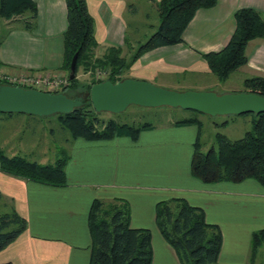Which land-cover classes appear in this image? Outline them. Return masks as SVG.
<instances>
[{
	"label": "crops",
	"instance_id": "crops-1",
	"mask_svg": "<svg viewBox=\"0 0 264 264\" xmlns=\"http://www.w3.org/2000/svg\"><path fill=\"white\" fill-rule=\"evenodd\" d=\"M34 1V27L14 26L0 39V71L66 74L61 69L65 1ZM86 4L94 20V52L102 55L109 47L126 48V0H86ZM240 7L264 12V0H216L211 7L198 8L181 42L141 53L125 76L179 86L189 82L185 76L191 74L194 84L189 87L211 89L214 83L207 84L198 75L213 73L203 54L225 45L235 27L234 11ZM246 55L242 66L246 71L264 69V39L249 40ZM178 74L184 75L182 80L176 78ZM252 119L253 115L248 123ZM198 129L195 123L174 121L141 127L135 138L123 130L104 139L72 138L61 183L0 169V212L14 210L26 223L0 249V263L89 264L91 203L121 198L129 205L130 226L150 230L151 264H181L155 223L156 203L180 197L201 207L206 221L218 226L222 239L217 264H253L250 237L264 227V187L253 178L204 182L194 176L190 160L196 139L202 137Z\"/></svg>",
	"mask_w": 264,
	"mask_h": 264
},
{
	"label": "trees",
	"instance_id": "trees-1",
	"mask_svg": "<svg viewBox=\"0 0 264 264\" xmlns=\"http://www.w3.org/2000/svg\"><path fill=\"white\" fill-rule=\"evenodd\" d=\"M64 1L67 25L62 32L61 69L66 73L67 82L53 92L62 91L68 96H72L68 91L75 89L80 82L77 76L79 68L86 71L102 67L108 70L107 79L118 81L141 53L157 46L181 42L182 32L195 11L216 3V0H157L160 15L157 27L137 45L129 59L121 55V47L106 48L102 55L93 59V49L97 43L93 33L94 20L86 0ZM36 15L34 0H0V18L19 20L24 29L31 30L34 27ZM233 16L235 27L225 45L217 51L203 54L210 71L220 80L226 79L234 70L246 64V45L249 40L264 39V12L252 7H240L234 11ZM74 52L77 53L75 68L70 76L69 63ZM103 79L91 78L86 83L88 94L82 96L81 105L68 112L55 113L61 121V127L68 129L72 138H110L123 129L135 138L138 129L148 126V122L138 127L119 124L112 118L101 117V111H95L87 101L91 84ZM0 83L4 82L0 80ZM243 86L244 90L264 96V75L246 77ZM252 115L251 128L238 139L232 140L216 132L213 143L206 150L201 149L199 139H196L190 160L191 173L204 182L253 178L264 187V112ZM177 122L195 123L200 129V120L195 117H184ZM61 151L62 156L57 154L53 161L46 163L0 153V169L42 182L61 183L64 165L69 157L67 152ZM155 223L164 239L175 250L181 264H217L221 233L216 224L206 221L201 207L191 205L180 197L158 201L155 205ZM88 225L91 236L89 264H151L150 230L130 226L129 205L124 199H94L89 210ZM25 226V219L16 211L0 212V249L14 240ZM262 243L264 227L251 233L250 260Z\"/></svg>",
	"mask_w": 264,
	"mask_h": 264
},
{
	"label": "rangeland",
	"instance_id": "rangeland-1",
	"mask_svg": "<svg viewBox=\"0 0 264 264\" xmlns=\"http://www.w3.org/2000/svg\"><path fill=\"white\" fill-rule=\"evenodd\" d=\"M126 6L127 10L124 13V19L126 21V48L122 49L121 55H125L129 59L137 45L155 30L160 15L157 9V1L154 3L151 0H126ZM21 24L22 22L19 20L9 21L8 19L0 18V39L10 28ZM98 53V51L94 52L93 59L94 57L98 58L100 56ZM242 66L234 70L224 81L216 80L215 82L216 75L213 73L209 75L203 73L198 74L205 79L203 82L206 81L207 84L214 83L211 89L198 86L189 87V84H194L191 82V74L185 76V79L189 82H180L179 86L171 84L163 85L152 80L147 81L179 91L213 90L218 93L247 91L244 90L243 80L253 74L264 75V69L259 68L260 70L256 69L250 72L246 71ZM97 70H102V67H95L92 70L86 71L79 68L77 76L80 82L75 89L69 90L68 93L72 96L81 94L83 97H86L88 94L86 83L91 78H106L107 76L105 72L101 75ZM209 76L212 79H209ZM183 77L184 75L178 74L176 78L182 80ZM252 113L208 115L193 109H183L178 106H140L130 104L124 110L116 113L101 111L100 116L103 118H112L119 124L126 123L135 127L146 122H148L146 125H158L174 122L184 117H195L200 120V133L202 134L199 140L200 147L202 150H206L213 143V137L216 132H220L232 140L243 136L244 132L251 128L252 122L248 123L247 119L251 117ZM214 122L216 123L214 124ZM123 131L127 132L128 130L123 129ZM71 140L70 131L61 127V121L55 113L44 116L34 114L27 116L26 113L14 112L6 114L0 112V153L5 156L18 155L28 161L34 160L46 163L53 161L57 154L62 156L61 149L68 153ZM263 246L264 243L257 248L253 264H264Z\"/></svg>",
	"mask_w": 264,
	"mask_h": 264
},
{
	"label": "water",
	"instance_id": "water-1",
	"mask_svg": "<svg viewBox=\"0 0 264 264\" xmlns=\"http://www.w3.org/2000/svg\"><path fill=\"white\" fill-rule=\"evenodd\" d=\"M77 53L70 60L74 73ZM95 111L119 112L128 105L178 106L208 115L264 112V96L252 91L218 93L213 90H174L144 79L125 76L118 81L103 79L91 84L89 98ZM83 102L82 95L68 96L32 87L0 83V112L50 115L68 112Z\"/></svg>",
	"mask_w": 264,
	"mask_h": 264
},
{
	"label": "built area",
	"instance_id": "built-area-1",
	"mask_svg": "<svg viewBox=\"0 0 264 264\" xmlns=\"http://www.w3.org/2000/svg\"><path fill=\"white\" fill-rule=\"evenodd\" d=\"M106 70H100L97 72L103 75V72L107 75ZM0 80L4 83L20 85L23 87L37 88L43 91L53 92L59 89L67 82L66 74L52 73L48 71H20L17 73H6L0 71Z\"/></svg>",
	"mask_w": 264,
	"mask_h": 264
},
{
	"label": "clouds",
	"instance_id": "clouds-1",
	"mask_svg": "<svg viewBox=\"0 0 264 264\" xmlns=\"http://www.w3.org/2000/svg\"><path fill=\"white\" fill-rule=\"evenodd\" d=\"M106 79V78H105Z\"/></svg>",
	"mask_w": 264,
	"mask_h": 264
}]
</instances>
